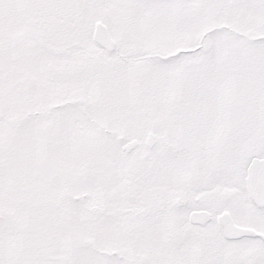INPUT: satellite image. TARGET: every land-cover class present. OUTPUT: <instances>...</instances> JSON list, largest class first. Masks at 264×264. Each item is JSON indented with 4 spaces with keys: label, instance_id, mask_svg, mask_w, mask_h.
<instances>
[{
    "label": "snow or ice",
    "instance_id": "1",
    "mask_svg": "<svg viewBox=\"0 0 264 264\" xmlns=\"http://www.w3.org/2000/svg\"><path fill=\"white\" fill-rule=\"evenodd\" d=\"M0 264H264V0H0Z\"/></svg>",
    "mask_w": 264,
    "mask_h": 264
}]
</instances>
